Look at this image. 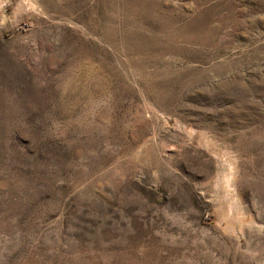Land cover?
Wrapping results in <instances>:
<instances>
[{
  "label": "rangeland",
  "instance_id": "374dc122",
  "mask_svg": "<svg viewBox=\"0 0 264 264\" xmlns=\"http://www.w3.org/2000/svg\"><path fill=\"white\" fill-rule=\"evenodd\" d=\"M0 264H264V0H0Z\"/></svg>",
  "mask_w": 264,
  "mask_h": 264
}]
</instances>
